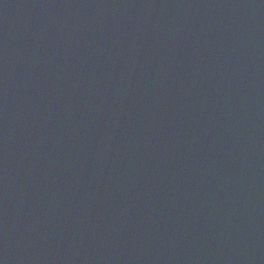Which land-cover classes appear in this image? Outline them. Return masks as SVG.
<instances>
[{
	"label": "water",
	"instance_id": "95a60500",
	"mask_svg": "<svg viewBox=\"0 0 264 264\" xmlns=\"http://www.w3.org/2000/svg\"><path fill=\"white\" fill-rule=\"evenodd\" d=\"M0 264H264V0H0Z\"/></svg>",
	"mask_w": 264,
	"mask_h": 264
}]
</instances>
